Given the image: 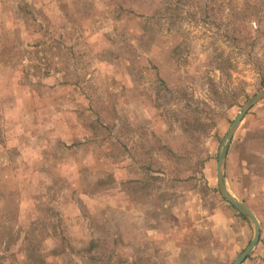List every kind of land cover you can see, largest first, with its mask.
I'll return each mask as SVG.
<instances>
[{"label": "rangeland", "instance_id": "rangeland-1", "mask_svg": "<svg viewBox=\"0 0 264 264\" xmlns=\"http://www.w3.org/2000/svg\"><path fill=\"white\" fill-rule=\"evenodd\" d=\"M263 89L264 0H0V264H232ZM224 171L264 264V98Z\"/></svg>", "mask_w": 264, "mask_h": 264}, {"label": "water", "instance_id": "water-1", "mask_svg": "<svg viewBox=\"0 0 264 264\" xmlns=\"http://www.w3.org/2000/svg\"><path fill=\"white\" fill-rule=\"evenodd\" d=\"M264 98V89L260 91L259 93L255 94L253 97H251L247 102H245L239 112V114L236 116L235 120L233 121L231 127L229 128L221 149L219 151V160H218V185L219 190L222 194V196L228 200L234 207H236L251 223L254 229V235L248 246L237 256V258L234 260L232 264H242L246 258L253 252L254 248L260 241L261 237V224L260 221L256 215V213L243 201L237 199L234 197L228 190L226 185V175H225V163L226 158L229 150V146L231 144V141L233 139V136L239 127L240 123L242 122L244 116L246 113L261 99Z\"/></svg>", "mask_w": 264, "mask_h": 264}, {"label": "trees", "instance_id": "trees-1", "mask_svg": "<svg viewBox=\"0 0 264 264\" xmlns=\"http://www.w3.org/2000/svg\"><path fill=\"white\" fill-rule=\"evenodd\" d=\"M249 19H251V18H256V20H257V22H259L260 23V31L262 30V26H261V22H262V15L260 14V12L258 11V12H252V14H250L249 16ZM256 30H259V29H257L256 28ZM260 34V33H259ZM259 35H256L255 36V41H253V43H256V41H257V37H258ZM261 36V35H260ZM263 67V66H262Z\"/></svg>", "mask_w": 264, "mask_h": 264}]
</instances>
